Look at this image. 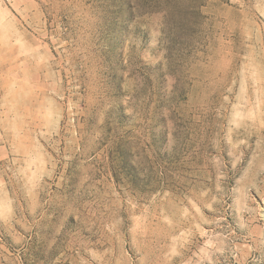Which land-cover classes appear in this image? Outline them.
I'll list each match as a JSON object with an SVG mask.
<instances>
[{"label": "rangeland", "instance_id": "obj_1", "mask_svg": "<svg viewBox=\"0 0 264 264\" xmlns=\"http://www.w3.org/2000/svg\"><path fill=\"white\" fill-rule=\"evenodd\" d=\"M0 264H264V0H0Z\"/></svg>", "mask_w": 264, "mask_h": 264}]
</instances>
